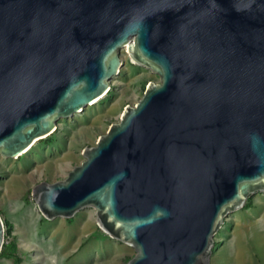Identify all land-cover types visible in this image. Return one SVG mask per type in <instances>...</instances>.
Listing matches in <instances>:
<instances>
[{"label": "water", "instance_id": "obj_1", "mask_svg": "<svg viewBox=\"0 0 264 264\" xmlns=\"http://www.w3.org/2000/svg\"><path fill=\"white\" fill-rule=\"evenodd\" d=\"M122 48L159 82L31 198L47 220L92 207L126 264H210L264 192V0H0V155L102 98Z\"/></svg>", "mask_w": 264, "mask_h": 264}, {"label": "rangeland", "instance_id": "obj_2", "mask_svg": "<svg viewBox=\"0 0 264 264\" xmlns=\"http://www.w3.org/2000/svg\"><path fill=\"white\" fill-rule=\"evenodd\" d=\"M119 57L118 73L111 77L102 98L59 119L52 134L36 141L22 155H0L3 246L12 243L21 264H126L134 255L126 244L111 255V245L104 240L106 234L98 228L92 207L70 218L47 220L30 195L36 183L65 177L83 160L82 149L95 145L109 125L118 121L123 108L142 96L147 83L159 82L157 74L138 65L124 48ZM4 221L9 224L7 235ZM0 264L13 263L0 257ZM210 264H264V192L252 194L240 210L224 218L214 236Z\"/></svg>", "mask_w": 264, "mask_h": 264}, {"label": "trees", "instance_id": "obj_3", "mask_svg": "<svg viewBox=\"0 0 264 264\" xmlns=\"http://www.w3.org/2000/svg\"><path fill=\"white\" fill-rule=\"evenodd\" d=\"M4 226L6 227L5 234L7 235L9 224L6 221H4ZM15 251L12 250V243H10L9 246H3V248L0 251V257L12 259L16 264H19L21 260L19 259L18 256L14 255Z\"/></svg>", "mask_w": 264, "mask_h": 264}, {"label": "crops", "instance_id": "obj_4", "mask_svg": "<svg viewBox=\"0 0 264 264\" xmlns=\"http://www.w3.org/2000/svg\"><path fill=\"white\" fill-rule=\"evenodd\" d=\"M104 240H108V242L111 245V247H110V251H111L110 253H111V255H115L116 253L119 252L120 249H122L124 247L123 243H120V242H118V241L110 238L107 235L104 236ZM16 252L17 251H15L14 255L19 257L18 252L17 253ZM119 256H120V254H119ZM9 260H11L13 264H16L12 259H9ZM21 262H22V259L20 261V264H21Z\"/></svg>", "mask_w": 264, "mask_h": 264}, {"label": "bare ground", "instance_id": "obj_5", "mask_svg": "<svg viewBox=\"0 0 264 264\" xmlns=\"http://www.w3.org/2000/svg\"><path fill=\"white\" fill-rule=\"evenodd\" d=\"M95 102H96V101H95ZM92 103H94V102H92ZM92 103H91V104H92Z\"/></svg>", "mask_w": 264, "mask_h": 264}, {"label": "built area", "instance_id": "obj_6", "mask_svg": "<svg viewBox=\"0 0 264 264\" xmlns=\"http://www.w3.org/2000/svg\"><path fill=\"white\" fill-rule=\"evenodd\" d=\"M3 233H4V230H3Z\"/></svg>", "mask_w": 264, "mask_h": 264}]
</instances>
